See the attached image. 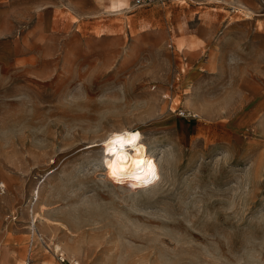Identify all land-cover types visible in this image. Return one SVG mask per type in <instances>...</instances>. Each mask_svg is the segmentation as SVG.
<instances>
[{
  "label": "rangeland",
  "instance_id": "374dc122",
  "mask_svg": "<svg viewBox=\"0 0 264 264\" xmlns=\"http://www.w3.org/2000/svg\"><path fill=\"white\" fill-rule=\"evenodd\" d=\"M1 181L7 264H264V0H0Z\"/></svg>",
  "mask_w": 264,
  "mask_h": 264
},
{
  "label": "bare ground",
  "instance_id": "6f19581e",
  "mask_svg": "<svg viewBox=\"0 0 264 264\" xmlns=\"http://www.w3.org/2000/svg\"><path fill=\"white\" fill-rule=\"evenodd\" d=\"M183 111H185V115L187 117L192 116V114L187 112V110H183ZM118 131H119V133L114 134V137L116 135H124L125 133H131V134L139 133L141 138L135 143L134 146L125 145V147L123 149L124 153L126 154L125 158L118 162V166L122 170L117 172V175H119L118 177H115V176H112V177L120 179V176L123 177V174L130 173V172L137 173L136 175L138 176L140 173V170H139L140 164L148 156V148H147V146L143 140V133L137 129L133 130V129H125V128H122ZM108 147H109V143H106L105 149H107ZM104 158H105V167L107 168L108 174L111 178L110 173H111L112 169L108 167V163H110L112 160L115 159V154L108 153V151H106L104 154ZM137 176L130 174L128 176L129 177L128 179L135 180V177H137ZM138 180H139L138 181L139 183H142V177L139 178ZM139 183H137V184H139ZM59 247H60L59 245H55L56 251L59 249Z\"/></svg>",
  "mask_w": 264,
  "mask_h": 264
},
{
  "label": "clouds",
  "instance_id": "9594fccd",
  "mask_svg": "<svg viewBox=\"0 0 264 264\" xmlns=\"http://www.w3.org/2000/svg\"><path fill=\"white\" fill-rule=\"evenodd\" d=\"M140 134H131L125 133L124 135H116L113 139H111L109 143V147L107 148L108 153L115 154V159L108 163V167L112 169L110 175L116 176L118 171L122 169L119 168L118 162L125 158V153L123 151L125 145L134 146L135 143L140 139ZM148 172L151 174L153 172L152 165L149 163ZM140 177H137L139 179Z\"/></svg>",
  "mask_w": 264,
  "mask_h": 264
},
{
  "label": "built area",
  "instance_id": "2783aa9c",
  "mask_svg": "<svg viewBox=\"0 0 264 264\" xmlns=\"http://www.w3.org/2000/svg\"><path fill=\"white\" fill-rule=\"evenodd\" d=\"M133 3L137 6H142V5H147V4H150V3H154V2H165V1H169V0H132ZM178 114L181 115V116H186L185 115V111L183 110H179L178 111ZM193 116V114H192ZM5 190V185L4 183L1 181L0 182V194L3 193ZM29 213H30V216H31V213H32V207L30 205V208H29ZM35 224V221H31V225ZM58 257V261L62 264H81L79 260L77 259H67L64 254L62 253H59L57 255Z\"/></svg>",
  "mask_w": 264,
  "mask_h": 264
},
{
  "label": "crops",
  "instance_id": "0c3cea01",
  "mask_svg": "<svg viewBox=\"0 0 264 264\" xmlns=\"http://www.w3.org/2000/svg\"><path fill=\"white\" fill-rule=\"evenodd\" d=\"M3 248V246H0V264H7V261L8 260H11V253L7 250V251H4L3 252L1 251V249ZM5 249V247H4ZM6 250V249H5ZM31 251V250H30ZM20 264H28L27 261H23L22 263ZM34 264H37V263H34Z\"/></svg>",
  "mask_w": 264,
  "mask_h": 264
}]
</instances>
